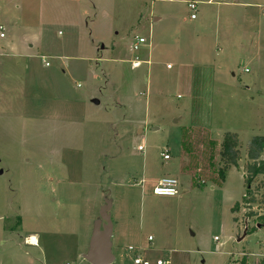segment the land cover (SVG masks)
I'll list each match as a JSON object with an SVG mask.
<instances>
[{"label": "rangeland", "instance_id": "obj_1", "mask_svg": "<svg viewBox=\"0 0 264 264\" xmlns=\"http://www.w3.org/2000/svg\"><path fill=\"white\" fill-rule=\"evenodd\" d=\"M190 1L0 0V48L23 35L52 64L25 93L19 77L0 89V264H91L106 198L111 264H134L130 246L170 264L264 262V204L232 210L264 135V0H195L194 19ZM227 131L242 158L222 179ZM165 177L178 195L154 194Z\"/></svg>", "mask_w": 264, "mask_h": 264}, {"label": "trees", "instance_id": "obj_2", "mask_svg": "<svg viewBox=\"0 0 264 264\" xmlns=\"http://www.w3.org/2000/svg\"><path fill=\"white\" fill-rule=\"evenodd\" d=\"M241 140L236 132L227 131L224 134L223 140L220 143L219 149V162L221 164L219 168V174L222 179L225 178L226 171L228 168L238 166L239 160L242 158V153L240 149ZM264 153V135H255L252 137L248 148H247V158L250 160L245 164L244 180L246 191L242 198V201L235 203L232 210L238 211L241 208V205L244 207L251 208L255 203L264 204V193L261 195V199H257V193H259L260 187L254 189L252 183L258 178V176H264V159H261L262 154ZM264 184V180L262 182ZM256 213L252 210L248 213L249 216H253ZM260 220H263L261 226H264V214L259 216ZM255 230L249 229V231ZM244 264H246L244 262ZM260 264H264L261 262Z\"/></svg>", "mask_w": 264, "mask_h": 264}, {"label": "crops", "instance_id": "obj_3", "mask_svg": "<svg viewBox=\"0 0 264 264\" xmlns=\"http://www.w3.org/2000/svg\"><path fill=\"white\" fill-rule=\"evenodd\" d=\"M193 1L196 2L195 0ZM0 25L4 27L3 23H0ZM18 27L21 28L20 26L15 25V28L19 29ZM4 33L5 36L3 38H6L7 33L5 32V27H4ZM28 43L29 41L27 37L21 35L19 39L15 35V38L14 39L11 38V42L8 43L10 48L15 49L14 52L13 51L7 52L4 47L2 49L0 48V89L3 88L12 89L14 87V84L18 83V80L16 79H18L19 77L22 80L19 85V90L25 93L26 89H28L29 87L27 85V78H26L27 72L29 73V75H31V72L34 71V68L39 69L37 63L40 61L42 62L41 64H43L45 67L47 68L51 67L52 64L49 62L47 58L48 56L41 55L40 57V55L38 54L37 55L32 54L33 44H28ZM44 58H46V61L50 63L49 65H46ZM133 68H137V67H133ZM160 179L158 180L156 179L154 183L157 184ZM32 238H35V242L32 241ZM28 241L30 244L35 245L37 243V237L35 235H30Z\"/></svg>", "mask_w": 264, "mask_h": 264}, {"label": "water", "instance_id": "obj_4", "mask_svg": "<svg viewBox=\"0 0 264 264\" xmlns=\"http://www.w3.org/2000/svg\"><path fill=\"white\" fill-rule=\"evenodd\" d=\"M110 209L111 201L106 198L101 207L100 218L95 222L88 251L84 254V258L91 264H111L115 260L112 251L113 224L109 215Z\"/></svg>", "mask_w": 264, "mask_h": 264}, {"label": "built area", "instance_id": "obj_5", "mask_svg": "<svg viewBox=\"0 0 264 264\" xmlns=\"http://www.w3.org/2000/svg\"><path fill=\"white\" fill-rule=\"evenodd\" d=\"M197 2L190 1L188 2L189 9L192 11L191 13V18L194 19L196 17L195 11L197 9ZM5 36L4 33V27L0 25V38H3ZM146 39L143 37L137 38L136 43L134 44V49L137 50L142 43H145ZM44 61L46 62V65H49L50 63L46 61V58H44ZM141 61L136 59L132 61V66L133 67H138L140 66ZM170 67V65H168ZM139 150L143 151L144 147L142 145L139 146ZM163 157L165 159L170 158L169 151L166 150L165 152L162 153ZM144 182V180L142 181ZM179 183L178 180L174 177H165L161 178L158 183L155 185L153 192L157 196H168V197H173L179 194ZM148 240L152 241L153 237L148 236ZM130 250L135 251L134 259L133 262L134 264H170L171 260L167 258H162V259H157L155 261L150 260L145 256V253L143 251H138L134 247L130 246Z\"/></svg>", "mask_w": 264, "mask_h": 264}, {"label": "bare ground", "instance_id": "obj_6", "mask_svg": "<svg viewBox=\"0 0 264 264\" xmlns=\"http://www.w3.org/2000/svg\"><path fill=\"white\" fill-rule=\"evenodd\" d=\"M32 241H34V242H35V238H32Z\"/></svg>", "mask_w": 264, "mask_h": 264}]
</instances>
